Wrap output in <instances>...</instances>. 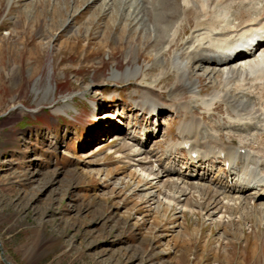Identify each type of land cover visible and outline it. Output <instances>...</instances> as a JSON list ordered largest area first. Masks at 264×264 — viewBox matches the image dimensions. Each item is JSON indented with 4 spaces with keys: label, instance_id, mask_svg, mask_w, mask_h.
Instances as JSON below:
<instances>
[{
    "label": "rangeland",
    "instance_id": "rangeland-1",
    "mask_svg": "<svg viewBox=\"0 0 264 264\" xmlns=\"http://www.w3.org/2000/svg\"><path fill=\"white\" fill-rule=\"evenodd\" d=\"M102 5L0 0V264H224L225 258L229 264H254L253 220L216 226L202 218L206 205H188L184 196L177 205L157 208L159 191L128 181L134 167L117 157L126 153L122 143L110 140L118 129L96 136L106 126L118 127L121 138L147 131L151 138L137 146L153 157L145 169L169 168L172 154L179 166L168 171L178 176L188 167L185 152L167 148L177 140L181 119V112L171 109L174 78L165 64L175 47L155 62L154 44L130 37L143 31L136 34L137 27L126 26L122 16L126 40L116 43V30L103 40L111 15ZM55 10L60 11L57 19L51 15ZM185 24L181 39L191 32L190 22ZM75 32L77 37L70 38ZM206 64L187 76L197 95L218 91ZM135 67L142 72L123 82L125 71ZM112 74L118 77L111 79ZM145 85L172 106L151 114L135 109L129 95L136 98ZM183 98L197 106L193 113L208 129H219L216 143L222 142L220 133H230L264 153L262 126L237 128L222 103L207 107ZM166 244L173 248L167 250ZM257 258L256 263H264Z\"/></svg>",
    "mask_w": 264,
    "mask_h": 264
},
{
    "label": "bare ground",
    "instance_id": "bare-ground-1",
    "mask_svg": "<svg viewBox=\"0 0 264 264\" xmlns=\"http://www.w3.org/2000/svg\"><path fill=\"white\" fill-rule=\"evenodd\" d=\"M91 1H103V11H109L111 15L109 23L105 25L103 40L110 37L111 30L122 34L127 31L126 26H136V34L143 31V35L130 37L137 38L140 42L153 43L156 55L153 54L152 57L158 63L164 59L169 49L175 47L167 54L169 57L165 64L167 73L174 78L169 89L172 92L170 100L174 102L171 109L179 110L181 119L176 128L177 140L168 143L167 148L185 152L188 167L185 171L178 172L180 177L175 172L168 171L170 168L177 170V165L179 166L177 163L180 160L172 154L169 157L173 163L169 168L159 170L152 165L145 169L146 165L153 164V157L137 146L144 147L151 135L144 131L140 136L133 133L128 138H121L119 133L122 131H119L110 140L122 143L121 148L126 153L116 155L118 158H126L134 167L126 175L128 181L143 190L154 188L159 191V195L165 194V198H160L159 195L156 197L160 199L157 208L177 205L181 196L185 197L183 201L188 205L203 208L206 205V216L202 218L216 226L224 223L235 225L243 218H250L256 227L250 253L253 263L258 264V255L264 260V153L252 141L243 139L244 136L238 137L239 139L230 138V133H220L222 142L216 143L219 129H208L201 118L193 113L197 106H189L183 97L197 99L201 104H207V107L215 102L222 103L235 117L237 128H264V0ZM51 15L57 19L60 11L55 10ZM123 18L128 22L126 26L120 24V19ZM23 19L34 20L27 16ZM187 21L190 22L191 32L186 39H181ZM119 33H116V43L126 40L125 34ZM78 34L75 32L70 38H75ZM202 63L213 65L212 68L208 64L204 67H208V74L215 78L212 84L218 87V91L206 96L197 95L194 84L187 80L188 75L192 76V70ZM141 72L142 69L138 67L126 70L122 81L129 82ZM111 77L116 79L118 76L112 74ZM143 87L144 90L136 98L134 93L129 95L131 105L142 114L159 112L164 107L172 106L165 101L162 103L152 86ZM209 110L208 108L207 111ZM112 127L100 128L96 136H102L107 129L117 130ZM100 148L101 146L98 149ZM217 165L222 167V171L217 170ZM210 177L212 182L208 183L207 179ZM204 180L206 183H199ZM150 196L154 194L149 193ZM185 210L194 212L193 209L183 211ZM236 232H233V236H236ZM258 233L263 234L262 238ZM192 234L188 233L189 237ZM189 241H186L187 244ZM172 248L171 244H166L167 250ZM223 263L229 264L228 259L225 258Z\"/></svg>",
    "mask_w": 264,
    "mask_h": 264
}]
</instances>
